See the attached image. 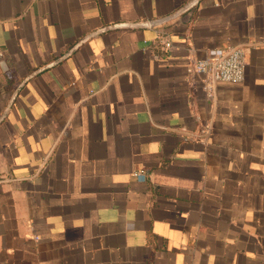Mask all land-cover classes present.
Here are the masks:
<instances>
[{
  "label": "crops",
  "instance_id": "crops-1",
  "mask_svg": "<svg viewBox=\"0 0 264 264\" xmlns=\"http://www.w3.org/2000/svg\"><path fill=\"white\" fill-rule=\"evenodd\" d=\"M0 264H264V0H0Z\"/></svg>",
  "mask_w": 264,
  "mask_h": 264
},
{
  "label": "built area",
  "instance_id": "built-area-1",
  "mask_svg": "<svg viewBox=\"0 0 264 264\" xmlns=\"http://www.w3.org/2000/svg\"><path fill=\"white\" fill-rule=\"evenodd\" d=\"M165 49L171 47V41L159 37ZM189 74L200 75L207 87L215 83H239L245 77V52L242 48H215L211 49L203 59L195 60L188 67ZM139 180H144L141 171L134 173Z\"/></svg>",
  "mask_w": 264,
  "mask_h": 264
}]
</instances>
